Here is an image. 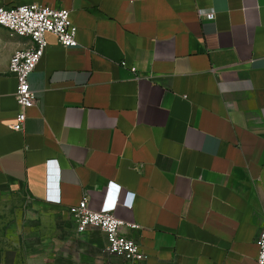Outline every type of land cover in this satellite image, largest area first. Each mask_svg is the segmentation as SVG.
I'll list each match as a JSON object with an SVG mask.
<instances>
[{
	"label": "crops",
	"instance_id": "crops-1",
	"mask_svg": "<svg viewBox=\"0 0 264 264\" xmlns=\"http://www.w3.org/2000/svg\"><path fill=\"white\" fill-rule=\"evenodd\" d=\"M34 3L70 10L79 45L47 34L31 76L39 103L16 131L9 63L32 41L0 25V192H25L62 231L94 243L104 233H79L70 207L116 203L115 215L138 225L126 233L146 264H259L264 0L0 7ZM8 258L0 248V264Z\"/></svg>",
	"mask_w": 264,
	"mask_h": 264
},
{
	"label": "built area",
	"instance_id": "built-area-1",
	"mask_svg": "<svg viewBox=\"0 0 264 264\" xmlns=\"http://www.w3.org/2000/svg\"><path fill=\"white\" fill-rule=\"evenodd\" d=\"M202 16L214 20L216 14L208 12ZM0 25L7 27L12 34L28 37L32 41L29 47L18 50L9 63V71L18 81L16 98L19 106L16 120L11 127L16 131H24L28 119L27 111L39 103V96L31 85V76L49 45L47 34H54L64 47H77L78 26L72 20L70 10L38 3L1 6ZM115 206L116 203L109 202L100 210H95L89 205V199L85 198L79 204L71 206L69 211L76 221L79 233H86L90 228L99 229L105 235L109 252L125 258L131 264L146 262L147 255L140 244L126 233L128 228H137L138 225L117 217ZM258 245V262L264 264V220L260 226Z\"/></svg>",
	"mask_w": 264,
	"mask_h": 264
},
{
	"label": "rangeland",
	"instance_id": "rangeland-1",
	"mask_svg": "<svg viewBox=\"0 0 264 264\" xmlns=\"http://www.w3.org/2000/svg\"><path fill=\"white\" fill-rule=\"evenodd\" d=\"M57 221L41 213L25 192L1 191L0 248L8 250L7 264H131L109 252L97 233L94 243L62 231Z\"/></svg>",
	"mask_w": 264,
	"mask_h": 264
}]
</instances>
